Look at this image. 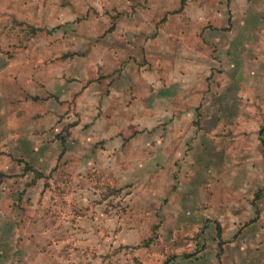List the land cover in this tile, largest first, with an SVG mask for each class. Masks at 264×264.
<instances>
[{
  "label": "rangeland",
  "instance_id": "obj_1",
  "mask_svg": "<svg viewBox=\"0 0 264 264\" xmlns=\"http://www.w3.org/2000/svg\"><path fill=\"white\" fill-rule=\"evenodd\" d=\"M264 0H0V264H264Z\"/></svg>",
  "mask_w": 264,
  "mask_h": 264
},
{
  "label": "trees",
  "instance_id": "obj_2",
  "mask_svg": "<svg viewBox=\"0 0 264 264\" xmlns=\"http://www.w3.org/2000/svg\"><path fill=\"white\" fill-rule=\"evenodd\" d=\"M262 142H263V145H264V140Z\"/></svg>",
  "mask_w": 264,
  "mask_h": 264
}]
</instances>
